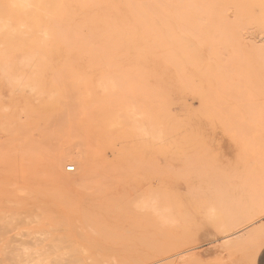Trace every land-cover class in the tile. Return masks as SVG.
Returning <instances> with one entry per match:
<instances>
[{
	"label": "rangeland",
	"instance_id": "374dc122",
	"mask_svg": "<svg viewBox=\"0 0 264 264\" xmlns=\"http://www.w3.org/2000/svg\"><path fill=\"white\" fill-rule=\"evenodd\" d=\"M75 1L64 0L54 13L62 23L48 35L56 40L61 29L64 54L73 48L83 64L71 57L53 69L30 57H0V264L16 262L3 250L5 243L22 248H6L13 255L32 251L30 257L19 255L20 261L29 258L24 264H69L70 255L50 251L57 228L73 231L70 243L81 249V264H256L264 250V34L248 26L240 32L243 44L218 48L220 55L208 43L215 28L206 25V17H198L197 25L169 27L160 20L197 16H158L153 19L160 27L146 34L123 15L109 34L98 24L97 3ZM3 5L0 0V47L15 42L7 31L17 32L15 21L26 19L2 14ZM38 29L34 23L26 28ZM154 36L162 38L165 50L150 47ZM173 36L187 46L175 47ZM28 37L20 36V48L29 47ZM129 39L134 46L127 48ZM114 49L131 62L114 63ZM78 67L99 92L110 71V118L99 119L98 105L80 93ZM16 109L19 121L13 122ZM37 120L41 126L33 127ZM236 121L240 132L232 127ZM63 152L71 156L58 169L56 156ZM80 156L87 170H69ZM59 172L69 176L67 184ZM106 187L110 197H97Z\"/></svg>",
	"mask_w": 264,
	"mask_h": 264
},
{
	"label": "bare ground",
	"instance_id": "6f19581e",
	"mask_svg": "<svg viewBox=\"0 0 264 264\" xmlns=\"http://www.w3.org/2000/svg\"><path fill=\"white\" fill-rule=\"evenodd\" d=\"M75 1V0H74ZM81 1V0H80ZM95 3H97V8L98 11L100 13L99 15V22L98 24L100 26H103L106 31L110 34V29L111 28H115L118 26V21L121 20L123 15H129L130 17H133L136 21H138L141 25L140 29L142 32H146V34L150 33V32H155L158 30L157 23L158 21H155L153 18L155 17H162L163 15H174L176 16V18L182 17L184 16H197V19H173V21L170 20H165V19H159L160 22H163L167 25L172 26L174 23L178 24V25H182L185 24L187 25L188 23H194V24H199V22H202L200 20H198V17H206V25L215 28L214 32L215 35L212 36V38H209L208 43L210 45V47L215 51V53H218L221 55V51L218 49H227V48H234L237 46H240L243 44V38L240 34L241 30L244 28H247L248 26H252L254 28H258L260 30V32H262L264 34V0H93ZM72 2V1H71ZM76 2V1H75ZM4 5L2 6L1 12L2 14H15V15H20L26 19L24 20H18L15 21L19 26L20 29L17 32H11L10 29H8L7 25H3L2 28L3 29H8L7 33L8 34H12L13 38L11 39V37L9 39L11 40H15V42H12V45H7V46H3L0 47V57H3L5 59H12L13 57L17 56V55H21L22 60L23 59H27V58H31V59H36L37 63L42 64H48L50 66L53 67V69L55 68L56 64H63L65 59H69L71 57H75L78 65L83 64V62L77 58L75 56V51L73 48H71L70 50H67L68 52V56H66L64 54V49L62 47V44H64V36L63 35V31L61 29L58 28V34L59 37L56 40H53L49 35L48 32L50 31V29L54 26H59L61 25L62 21H60L58 19V17L55 16L54 13H57V11L64 5V0H3ZM84 3V1H83ZM110 3V9L109 7L107 8V6ZM76 4V3H75ZM117 5H125V11H122L121 9L117 8ZM85 6V5H84ZM9 7V8H7ZM77 8V7H76ZM8 11H11L12 13H9ZM85 11V10H84ZM79 14V13H78ZM90 15V14H89ZM51 17L53 16L54 18L52 19H48L47 17ZM58 16V15H57ZM164 16V17H165ZM235 17V19H231V17ZM77 17V16H76ZM163 17V18H164ZM167 17V16H166ZM79 18V17H77ZM171 19V18H170ZM201 19V18H200ZM28 20V21H26ZM157 20V19H156ZM28 23L29 24H38L39 29L37 30V32L34 31H27L26 28L28 27ZM78 23V21H77ZM193 24V25H194ZM202 24V23H201ZM195 25V26H196ZM115 26V27H114ZM165 26V25H164ZM188 26V25H187ZM186 26V27H187ZM60 27V26H59ZM185 27V26H184ZM168 28V27H167ZM190 28V27H188ZM199 28V27H198ZM198 28L196 27L195 29ZM56 29V28H55ZM118 29V28H117ZM170 29V28H169ZM183 29V28H182ZM187 29V28H184ZM194 29V28H193ZM191 29V30H193ZM167 30V29H166ZM189 30V29H188ZM168 31V30H167ZM87 32V30H86ZM161 32V30H160ZM189 32V31H188ZM194 33L196 32L195 30L193 31ZM26 33L29 34V37L25 40H27L26 42L28 43L27 45L29 47H23L20 48V43L22 42L20 36L21 35H25ZM119 33V32H118ZM175 33V32H174ZM199 33V32H198ZM197 33V35H199ZM121 34V33H119ZM157 34V33H154ZM153 34V35H154ZM166 34H169V32H167ZM214 34V33H213ZM152 35V34H151ZM175 35V34H174ZM186 35V34H185ZM191 35V34H190ZM209 35V34H208ZM161 36V34H160ZM172 36V34H170V37ZM200 36V35H199ZM210 36V35H209ZM162 37V36H161ZM166 37V36H164ZM187 37V36H186ZM201 37V36H200ZM152 38V36H151ZM203 38V36L201 37ZM154 40H151L150 47L151 48H157L159 49V47H162V42L163 40H161L158 36H154L153 37ZM164 39V38H163ZM172 43L174 44V46L176 47H181L184 48L187 46V43L185 40L179 38L178 36H173L172 38ZM196 39V38H195ZM200 39V38H198ZM207 39V38H206ZM189 41V40H188ZM205 41V40H204ZM203 41V42H204ZM252 41V40H251ZM206 42V41H205ZM249 42V40H248ZM254 43V42H253ZM133 41L132 39H129L125 42V46L127 48H130L133 45ZM204 44V43H203ZM111 45L114 48V45L112 43L111 40ZM149 47V49H150ZM25 48V49H24ZM203 48V47H202ZM210 48V50H212ZM216 49V50H215ZM138 50V49H137ZM160 50V49H159ZM165 50V48L163 49ZM163 50L161 51L162 57L164 56V54L162 53ZM182 50V49H181ZM184 50V49H183ZM218 50V51H217ZM93 51H95V49H93ZM114 55H113V62L114 63H130L131 60H129L128 56H126V54H120L118 52H116V50L114 49ZM140 51V50H139ZM169 51V50H168ZM223 51V50H222ZM138 52V51H137ZM150 52V51H149ZM194 52V51H193ZM153 53V52H152ZM159 53V51H158ZM170 53V52H169ZM183 53V52H182ZM185 53V50H184ZM214 53V52H213ZM154 54V53H153ZM86 55V54H85ZM156 55V54H155ZM166 55V54H165ZM212 55V53H211ZM216 55V54H215ZM219 55V56H220ZM226 55V54H225ZM170 56V55H169ZM218 56V57H219ZM165 57V56H164ZM168 57V55L166 56V58ZM172 57V56H171ZM197 57V56H196ZM222 56H220L221 58ZM194 58V57H193ZM217 58V56H216ZM217 58V59H220ZM187 59V58H186ZM200 59V58H199ZM224 59V57H222V60ZM166 60V59H165ZM170 61L171 59H167V61ZM189 60V59H187ZM193 60V59H191ZM210 60V59H209ZM213 60V59H212ZM177 61V60H176ZM175 61V62H176ZM194 61V60H193ZM197 61V60H195ZM200 61V60H199ZM198 61V62H199ZM171 62H174L173 59L171 60ZM178 62V61H177ZM196 62V63H198ZM195 63V62H194ZM104 64V63H103ZM176 63H174L175 65ZM178 64V63H177ZM192 64V62H191ZM173 65V64H172ZM180 65V64H178ZM151 66V65H150ZM149 66V67H150ZM191 66V65H190ZM138 67V66H137ZM140 67V66H139ZM138 67V68H139ZM176 72H180V69H178L179 66H174ZM177 67V68H176ZM193 67V66H192ZM136 68V67H135ZM134 68V69H135ZM182 68V67H181ZM194 68V67H193ZM196 68V67H195ZM239 68V67H238ZM178 69V70H177ZM119 70V69H118ZM131 71V70H130ZM250 71V70H249ZM139 72V71H137ZM239 72V71H238ZM127 73V72H126ZM130 73V72H129ZM128 73V74H129ZM202 73V72H201ZM219 73V72H218ZM165 74V73H164ZM212 74V73H211ZM210 74V75H211ZM178 75V74H177ZM189 75V74H187ZM203 75V74H202ZM209 75V74H208ZM223 75V74H222ZM119 75H116V77H118ZM138 76V74H137ZM191 76V74H190ZM207 76V74H206ZM220 76V74L218 75V77ZM139 77V76H138ZM181 77V75L179 76ZM192 77V76H191ZM227 77V76H226ZM54 78V77H53ZM161 78V77H160ZM188 79L187 76L185 74H182V79ZM193 78V77H192ZM208 78V77H207ZM214 78L216 79L215 75ZM220 78V77H219ZM229 78V77H228ZM250 78V76H249ZM32 79V78H31ZM117 79V78H116ZM223 78H221V81ZM230 79V78H229ZM152 80V79H151ZM209 80V79H208ZM214 80V79H213ZM120 81V80H119ZM122 81V80H121ZM183 81V80H182ZM227 81V80H226ZM55 82V81H54ZM78 82H80V87L79 90L81 91L80 93L84 94L87 98L92 99L94 101V103H96V105H98V112H100L99 117H106L107 119L110 118V71H107V73L105 74L104 78H103V82H102V92L97 91V86L94 84L93 82V78L89 77V75H85V74H81V69L78 67ZM196 82V81H195ZM253 82V81H252ZM259 82V81H258ZM217 83V81H216ZM222 83V82H221ZM247 83V82H246ZM146 84V83H145ZM122 85V83H121ZM209 85L210 82H209ZM236 85V84H235ZM124 86V84H123ZM122 86V87H123ZM213 86V85H211ZM218 86V85H217ZM222 86V84H221ZM38 88V87H35ZM77 89V88H76ZM187 89L188 86H187ZM223 89V88H222ZM78 90V89H77ZM76 90V91H77ZM78 90V91H79ZM191 90V89H189ZM216 90V89H215ZM218 90V89H217ZM143 91V90H141ZM167 91H169V89H167ZM219 91V90H218ZM224 91V89H223ZM222 91V92H223ZM210 92H212L210 90ZM226 92V91H224ZM41 93V91H40ZM115 93V92H114ZM126 93V92H125ZM191 93V92H190ZM116 94V93H115ZM114 94V95H115ZM208 94V93H207ZM139 95V94H138ZM153 95V94H152ZM170 95V94H169ZM212 95V93H211ZM43 96V95H42ZM118 96V95H117ZM163 95H161L162 97ZM208 96V95H207ZM139 97V96H138ZM129 98V97H128ZM156 98V96H155ZM164 98V97H163ZM214 98V97H213ZM132 99V98H131ZM215 99V98H214ZM55 100V99H54ZM146 100V99H145ZM151 100V99H150ZM132 102H134L133 100H131ZM137 102V100H135ZM154 102V100L152 101ZM156 102V101H155ZM171 103V102H170ZM60 104V102L58 103V105ZM156 103H154L155 105ZM137 105V104H136ZM172 105V104H171ZM216 105V104H214ZM139 106V105H138ZM209 106V105H207ZM211 106V105H210ZM147 107V106H146ZM138 108V107H137ZM135 108V109H137ZM152 108V107H151ZM151 108H149L151 110ZM210 108V107H209ZM149 110V111H150ZM216 110V109H214ZM136 111V110H135ZM19 110L16 109L12 115H11V119L13 122H18L19 121ZM152 113V111H150ZM216 112V111H214ZM32 113V112H31ZM34 113V111H33ZM133 113V112H132ZM140 112L138 111V115L139 117L141 116V114H139ZM155 113V112H154ZM209 113V112H208ZM218 113V112H217ZM227 113V112H226ZM94 114V113H93ZM91 114V115H93ZM153 114V113H152ZM220 114V113H219ZM35 115V114H34ZM72 115V114H70ZM222 115V114H221ZM233 115V114H232ZM230 116V118L232 120H230V122L234 121L235 119L234 116ZM237 116V115H236ZM248 116V115H247ZM221 117V116H220ZM218 117V118H220ZM224 117V116H222ZM227 117L229 118V115H227ZM137 118V117H136ZM156 118V117H155ZM161 118V117H160ZM238 118V117H237ZM78 119V117H77ZM100 119V118H99ZM133 119V118H132ZM135 119V118H134ZM164 119V118H163ZM217 119V118H216ZM53 120V119H52ZM52 120H51V125H52ZM138 120L137 123H139V119H135ZM151 120V119H150ZM257 120V119H256ZM44 122V120H42ZM55 121V120H54ZM99 121V120H98ZM105 121V120H104ZM107 121V120H106ZM36 125L33 127H40L41 125L39 124L38 120L36 121ZM60 122V121H59ZM57 122V123H59ZM134 122V121H133ZM219 122V121H218ZM221 122V121H220ZM237 122V121H236ZM109 123V122H108ZM150 123V122H149ZM166 123V122H164ZM223 123V121L221 122ZM49 124V127H51V125ZM116 124V123H115ZM134 124V123H133ZM167 124V123H166ZM234 124V123H231ZM60 125V124H58ZM135 125V124H134ZM223 125V124H222ZM227 125V123H226ZM226 125H224V127H227ZM237 125V127H236ZM245 125V124H243ZM61 126V125H60ZM118 126V125H117ZM133 126V125H132ZM153 126V125H152ZM32 127V128H33ZM56 127V125H55ZM53 125V128H55ZM131 127V125L129 126V128ZM183 127V126H182ZM233 129H236V132H240V130L238 128V122L237 124L235 123L234 126H232ZM231 127V128H232ZM253 127V126H252ZM31 128V129H32ZM45 130L46 128L43 127ZM128 128V126H127ZM133 128V127H131ZM250 128V127H249ZM51 129V128H50ZM49 129V130H50ZM91 129V128H90ZM120 129V128H119ZM122 129V128H121ZM139 129V128H138ZM137 129V130H138ZM248 129V128H247ZM254 129V128H253ZM251 131L254 132L255 130ZM256 129V128H255ZM264 129V128H263ZM40 130V129H39ZM81 130V129H80ZM260 130V129H259ZM136 131V130H134ZM153 132V129L151 130ZM167 131V130H166ZM227 131H229V128H227ZM39 132V131H38ZM41 132V131H40ZM44 132V131H43ZM90 132V131H89ZM163 132V131H162ZM230 132V131H229ZM47 133V131L45 132ZM91 133V132H90ZM139 133V132H138ZM161 133V132H160ZM166 133V132H165ZM231 133V132H230ZM43 134V133H42ZM62 134V133H61ZM83 134V133H82ZM154 134V133H153ZM242 134V133H240ZM238 133V135H240ZM89 136L91 134H88ZM237 135V134H236ZM250 134H248L249 136ZM84 136V135H83ZM155 136V135H154ZM192 136V135H191ZM241 136V135H240ZM239 136V137H240ZM245 136V135H244ZM48 137V136H47ZM46 137V138H47ZM157 137V136H156ZM160 137V136H159ZM167 137V136H166ZM252 136H250L251 138ZM87 138V137H86ZM91 138V137H90ZM155 138V137H153ZM165 139V137H163ZM194 138V137H193ZM245 138V137H244ZM243 138V139H244ZM163 139V140H164ZM182 139V138H181ZM184 139V138H183ZM198 139V138H197ZM200 139V138H199ZM34 140V139H33ZM94 140V139H93ZM105 140V139H104ZM189 140V139H188ZM100 141V140H99ZM192 141V140H191ZM230 141V140H229ZM263 141V140H262ZM87 142V141H86ZM90 142V140H89ZM92 142V141H91ZM35 144V143H34ZM94 144V143H93ZM44 146V144H41ZM92 145V144H91ZM86 146H88L86 144ZM94 146V145H93ZM46 147V146H45ZM48 147V146H47ZM95 147V146H94ZM92 147V148H94ZM84 148V147H83ZM82 148V151H83ZM90 148V147H89ZM88 148V149H89ZM49 149H51L49 147ZM31 150V149H30ZM53 150V149H52ZM53 151H58V150H53ZM94 150V149H93ZM47 151V150H46ZM50 151V150H49ZM90 151V150H89ZM34 152V151H33ZM91 152V151H90ZM100 153V150H99ZM102 153V152H101ZM57 155V154H56ZM104 155V154H103ZM71 154L70 153H59L56 156V166L58 169H61L63 167V165L68 162L69 158H70ZM20 159V158H19ZM261 161V160H260ZM262 162V161H261ZM94 163V162H93ZM256 163V162H255ZM261 165V164H259ZM51 166V165H50ZM69 166V165H67ZM66 166V167H67ZM87 161L85 158L83 157H79V159L73 160L72 159V164H70V168L72 169H78L79 171L87 170ZM264 168V167H263ZM63 171V170H62ZM43 174V173H42ZM60 176V179L63 182H66L65 184H67V182L69 181V176L65 173L59 172L58 173ZM244 176V175H243ZM38 177V176H37ZM42 178V177H41ZM81 186V185H80ZM106 191V192H105ZM135 192V191H134ZM127 193V192H126ZM125 194V193H124ZM141 193H139L138 195H140ZM105 196H109L110 197V189L109 188H105V190H100V193L97 195V197H105ZM124 196V195H123ZM122 197V196H121ZM120 198V197H119ZM125 198V196H124ZM134 198L136 199V195L134 196ZM131 199V198H130ZM134 200V199H133ZM117 201H121V199L116 200ZM128 201V200H126ZM264 207V206H263ZM142 211V210H141ZM186 214V213H185ZM184 214V215H185ZM246 214V213H245ZM174 215V214H173ZM189 215V214H188ZM181 219V218H180ZM230 219V218H229ZM217 220V219H216ZM220 221V220H219ZM234 221V220H233ZM219 223V222H218ZM235 224V222H233ZM137 225V224H136ZM231 225V224H230ZM57 226V224H56ZM59 227V226H58ZM86 227V226H85ZM137 227V226H136ZM229 227V226H228ZM14 229V228H13ZM50 229V228H49ZM55 229V227L53 228ZM169 229V228H168ZM171 229V228H170ZM3 230V229H2ZM11 230V229H10ZM31 231V230H30ZM29 231V232H30ZM51 231H53L51 229ZM57 231V232H56ZM55 231L53 238L51 239L52 243L54 242V244L51 243L52 248L50 251H52V254H56V256H62L64 254L66 255H70V257L73 258L72 261H69V264H81L82 261L79 260L78 256L81 255L82 251L79 247L72 245L70 242V237L71 235H73V231L71 229L68 230H64L66 232H60L61 229L59 230L57 228V230ZM46 232V231H45ZM44 232V233H45ZM50 232V230L48 231ZM105 232V231H103ZM31 233V232H30ZM29 233V236H30ZM41 233V232H39ZM47 233V232H46ZM45 233V234H46ZM164 233V232H163ZM33 234V233H32ZM36 234V233H35ZM80 234V232H79ZM94 234V233H93ZM162 234V233H161ZM168 234V233H167ZM246 234V233H245ZM248 234V233H247ZM49 235V233H48ZM169 235V234H168ZM4 236V235H2ZM173 236V235H172ZM5 237V236H4ZM10 239V238H9ZM241 239L240 241L243 240V238H239ZM3 239H1L0 241H2ZM11 240H13L11 238ZM46 240V239H45ZM14 241V240H13ZM50 241V242H51ZM74 241V240H73ZM160 242V241H159ZM15 243V241H14ZM17 246V243H15ZM161 244V243H160ZM159 244V245H160ZM167 244V243H166ZM5 245H7L5 243ZM4 245V249L3 250H7L5 252L7 255L12 254V256L9 258L14 259V261L16 262H12L11 264H15L17 263L18 259L20 261V259L22 258L21 254H25L24 256L26 257H30L29 255L32 254V251H28L30 253L27 252L23 253L20 252V250L22 248H19L20 250H18V247H16V251L13 250L14 252H18L15 253L16 254V258H15V254L13 255V251L9 250L8 253V248L10 246L7 245V247H5ZM24 245V244H23ZM164 245V244H163ZM25 246V245H24ZM166 247V245H164ZM231 246V245H230ZM11 247V246H10ZM9 247V248H10ZM15 247H11V249H15ZM23 247V246H22ZM28 247V245H27ZM169 247V246H168ZM30 248V247H28ZM43 248V247H42ZM47 248L48 245H47ZM47 248L44 249L46 255L47 252ZM24 249V248H23ZM27 249V248H26ZM50 249V248H49ZM158 249V248H157ZM170 249V248H169ZM31 250V248H30ZM41 249H39L40 251ZM43 250V249H42ZM166 250V249H165ZM168 250V249H167ZM237 250V249H236ZM22 251V250H21ZM34 251V250H33ZM38 251V250H37ZM159 251V250H156ZM172 251V250H171ZM42 253V251H40ZM38 252V253H40ZM60 252L62 254H60ZM11 253V254H10ZM156 253V252H155ZM2 254V253H1ZM5 254V255H6ZM36 254V251L33 253ZM4 256V254H2ZM45 255V256H46ZM19 256V257H18ZM23 256V257H24ZM34 256V255H33ZM38 256V255H37ZM44 256V255H43ZM25 257L23 258L25 261ZM39 257V256H38ZM36 257V258H38ZM66 257V256H65ZM8 258V257H7ZM47 258H49L47 256ZM63 258V257H62ZM67 258V257H66ZM7 259V260H9ZM23 259L20 261L21 264L23 263ZM27 259V258H26ZM81 259V258H80ZM6 260V259H5ZM29 260V258L27 259ZM26 260V261H27ZM31 260V258H30ZM41 261V258L38 259ZM44 260V259H43ZM46 260V259H45ZM13 261V260H11ZM10 261V262H11ZM25 261V262H26ZM1 262V261H0ZM37 261V264H40V262ZM196 263V261H194ZM207 262V261H206ZM33 264V259L32 261L27 262V264ZM50 263V260H49ZM55 264H62V261H54ZM53 263V264H54ZM88 263V262H87ZM24 264V263H23ZM35 264V263H34ZM43 264V263H42ZM48 264V261L47 263ZM84 264V263H83Z\"/></svg>",
	"mask_w": 264,
	"mask_h": 264
},
{
	"label": "crops",
	"instance_id": "0c3cea01",
	"mask_svg": "<svg viewBox=\"0 0 264 264\" xmlns=\"http://www.w3.org/2000/svg\"><path fill=\"white\" fill-rule=\"evenodd\" d=\"M256 264H264V250H262V252L258 256Z\"/></svg>",
	"mask_w": 264,
	"mask_h": 264
},
{
	"label": "built area",
	"instance_id": "2783aa9c",
	"mask_svg": "<svg viewBox=\"0 0 264 264\" xmlns=\"http://www.w3.org/2000/svg\"><path fill=\"white\" fill-rule=\"evenodd\" d=\"M69 170L73 171L74 169L73 168L72 169L70 168Z\"/></svg>",
	"mask_w": 264,
	"mask_h": 264
}]
</instances>
